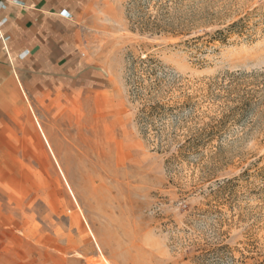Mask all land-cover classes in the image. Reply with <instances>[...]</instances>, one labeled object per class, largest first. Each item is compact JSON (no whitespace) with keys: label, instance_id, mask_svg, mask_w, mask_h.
<instances>
[{"label":"rangeland","instance_id":"obj_1","mask_svg":"<svg viewBox=\"0 0 264 264\" xmlns=\"http://www.w3.org/2000/svg\"><path fill=\"white\" fill-rule=\"evenodd\" d=\"M72 1V82L0 94V264H264V0Z\"/></svg>","mask_w":264,"mask_h":264},{"label":"crops","instance_id":"obj_2","mask_svg":"<svg viewBox=\"0 0 264 264\" xmlns=\"http://www.w3.org/2000/svg\"><path fill=\"white\" fill-rule=\"evenodd\" d=\"M71 2L14 0L0 10V94L45 95L72 82L81 43Z\"/></svg>","mask_w":264,"mask_h":264},{"label":"trees","instance_id":"obj_3","mask_svg":"<svg viewBox=\"0 0 264 264\" xmlns=\"http://www.w3.org/2000/svg\"><path fill=\"white\" fill-rule=\"evenodd\" d=\"M142 62H145V59H142ZM151 62H154L153 59ZM160 83L161 81L157 79L150 85L148 96H150V99L155 96L156 99H149V101L143 104L144 106L141 109V116L143 121L145 122L153 121V119L156 117L160 118L162 115L168 114L169 110L171 111L173 109H176V106L178 105H172L169 103V101L165 103L158 97V94L160 92ZM204 136L205 135L203 132L196 133L193 136H187L183 142H178L176 149L178 153H176V155L172 156L171 158L176 159L182 157L184 154H189L190 152H192L193 149L198 148L201 145ZM203 257L206 256L203 255Z\"/></svg>","mask_w":264,"mask_h":264},{"label":"built area","instance_id":"obj_4","mask_svg":"<svg viewBox=\"0 0 264 264\" xmlns=\"http://www.w3.org/2000/svg\"><path fill=\"white\" fill-rule=\"evenodd\" d=\"M14 0H0V10L6 7V4L9 2H13ZM3 24V21L0 19V38H2L1 35V26Z\"/></svg>","mask_w":264,"mask_h":264}]
</instances>
